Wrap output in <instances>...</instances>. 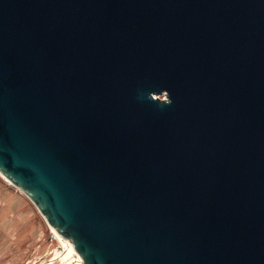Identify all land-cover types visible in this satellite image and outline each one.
Returning a JSON list of instances; mask_svg holds the SVG:
<instances>
[{"label":"water","instance_id":"95a60500","mask_svg":"<svg viewBox=\"0 0 264 264\" xmlns=\"http://www.w3.org/2000/svg\"><path fill=\"white\" fill-rule=\"evenodd\" d=\"M0 174L81 264H264V0H0Z\"/></svg>","mask_w":264,"mask_h":264},{"label":"crops","instance_id":"0c3cea01","mask_svg":"<svg viewBox=\"0 0 264 264\" xmlns=\"http://www.w3.org/2000/svg\"><path fill=\"white\" fill-rule=\"evenodd\" d=\"M46 225L40 213L28 200L11 190L0 188V264L18 262L15 256L7 257L4 248L11 251L28 235L32 238L43 236Z\"/></svg>","mask_w":264,"mask_h":264},{"label":"rangeland","instance_id":"374dc122","mask_svg":"<svg viewBox=\"0 0 264 264\" xmlns=\"http://www.w3.org/2000/svg\"><path fill=\"white\" fill-rule=\"evenodd\" d=\"M159 97L164 99L167 97V94H161L159 95ZM0 188L3 190H11L17 195L22 196L25 200H28L31 206H33L40 213L31 199L26 196L19 188L8 182L1 174ZM40 215L46 222L43 215L41 213ZM46 224L47 225L44 230L45 232L43 233V236H40L39 238H32L30 237V235H28L24 239H21L22 242L20 240L18 246L12 248L11 251L8 252L4 248V254L6 253L5 255L7 257L15 256L16 261H18L15 264H44L45 262H47V264H74L70 260L69 254L64 252V246L55 236L47 222Z\"/></svg>","mask_w":264,"mask_h":264},{"label":"bare ground","instance_id":"6f19581e","mask_svg":"<svg viewBox=\"0 0 264 264\" xmlns=\"http://www.w3.org/2000/svg\"><path fill=\"white\" fill-rule=\"evenodd\" d=\"M3 176V175H2ZM8 182H10L5 176H3ZM53 231V230H52ZM53 233L55 234V236L59 239V241L62 243L63 250L65 253L69 254L70 260L74 263V264H81V262L78 260V258H76V254L75 252H73L68 245L66 244V242L56 233L53 231Z\"/></svg>","mask_w":264,"mask_h":264}]
</instances>
